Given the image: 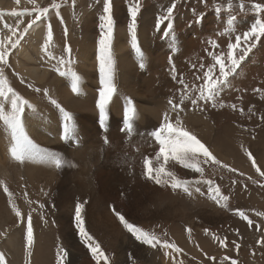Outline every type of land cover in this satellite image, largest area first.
I'll list each match as a JSON object with an SVG mask.
<instances>
[{
	"label": "rangeland",
	"instance_id": "rangeland-1",
	"mask_svg": "<svg viewBox=\"0 0 264 264\" xmlns=\"http://www.w3.org/2000/svg\"><path fill=\"white\" fill-rule=\"evenodd\" d=\"M27 1L30 2L29 9H18L16 12L32 16L31 20H33L37 15L34 9L49 8L48 14L41 17V20L48 19L52 26L53 38H55L49 47V53L59 58L61 55H65L63 49L65 45H68L72 50L70 58L73 63L67 66L60 65V70L57 71V60L46 58L41 64L44 69L40 82L36 81L38 82L36 85L41 91H16L35 106V111L26 108L24 117H22L23 131L34 145L31 152L35 151L37 153L34 155H37L42 151L41 156L35 159L34 168L29 172L30 184L38 192L35 203L30 202L25 196L24 183L15 165L17 159L11 155L12 133L10 129L0 132V222L2 218H5L4 222L7 224L6 215H10L9 223H16L14 227L20 229L25 220L28 224L27 218L31 215L29 212H25V208L30 209L32 204H36L39 208L43 205L39 222L35 225L34 219L31 221L33 237L30 246L22 247V239L27 237L25 230L20 232L14 245L11 241H7V238H10L9 231L8 235L4 234L3 236L6 241L0 238V253L4 254L6 264H96L90 250L81 242L76 226L61 219L64 210L59 208L56 203L59 191H55L56 186H53V180L57 175V179L60 178L58 184H61L65 181V176L69 175L79 197H84L87 194L94 197L107 191L113 193L112 188L108 190L111 186L117 188L116 192H118L136 171L133 164L134 159H139L143 154L149 153L153 144H156L158 150L160 149L158 141L150 133L165 122V114L173 125H176L179 120V126L196 136L221 164L216 165L211 162L204 164V157L199 156V166L204 170L203 176H201L200 173L184 168L171 158L167 162L162 159L166 165V171H172L179 179L187 181L189 189L192 188L190 187L192 185L193 188L199 189L191 198L193 199L191 209L199 212L198 220L190 218L192 210L178 204L173 206L176 209L171 210L170 215L150 221L144 220L138 226L145 231L155 232L161 241L167 240L169 243L175 244L177 248L181 249L180 252L161 245H157L156 248L143 245L136 241L125 228L123 229V225L117 217L111 223L113 213L109 210L114 208L111 209V206L122 203L121 200L115 198L117 197L116 192L110 195L115 197L104 195L103 199H95L94 208L97 205L101 207L97 206L95 211L93 208L94 215L85 216L84 221L89 233L101 245V249L109 258L108 264H159L163 258L168 261L165 264L174 263L173 261L169 262L172 260L169 253H176L177 255L173 258L180 259V264H232L233 261L236 264H264V216L257 215V213H264V175L256 171V167H259L261 172H264V37H261L256 47L242 62L237 73L229 77V86L221 91L216 107L210 103L205 105L200 102V107L194 108L190 100H185L181 105L183 109L181 111L179 108L174 109L169 104V100L179 103L182 93L192 96L198 94L192 89L198 88L203 83V80L197 79V77H202L208 67L215 63L213 56H226L227 45L235 42L236 35L247 31L255 19H264V14L251 11L253 3L264 4V0H243L245 4L243 11L240 8L241 0H139L141 10L137 16L136 42L143 54V67H140L141 56L132 47V38L127 27L130 22L128 7L133 0H113V82L117 91L106 106V118L103 124L100 120V110L97 107L102 85L101 81L97 82L95 79L100 73L98 41L102 33L103 0H75L74 5L73 0H44L41 5L34 0ZM53 3L60 5L59 17L56 15V9L52 8ZM172 3L176 5L172 20L175 41L163 36L167 22L165 25H161L160 31H157L154 26L157 17ZM229 5H231L230 8ZM217 7L220 8L219 13L216 12ZM0 13H3L1 9ZM61 17L63 23H61ZM232 17H235L231 23L232 31L226 32ZM0 20H2V24L8 25L5 12L0 15ZM29 22L26 24L28 25ZM147 27H149L148 40L143 43L142 31H147ZM65 28H67V36L64 34ZM28 34L25 35L21 43L27 39ZM181 37L184 40V49L179 47ZM169 40L174 44L168 45ZM210 41L214 43H210ZM196 42L198 43L195 44ZM115 46L120 47L117 55L114 52ZM13 51L16 50L13 49ZM9 56L11 57V54ZM10 57H8L9 65L5 68V74L11 73V78L23 81L24 79L22 80L19 75L20 72L14 67L16 61L11 63ZM65 59H68L66 55ZM120 66L127 71V78L123 81L118 75ZM69 69L75 71L79 76L77 92H73L71 89V75L60 74L68 72ZM214 73L219 75L218 65L214 69ZM181 79L184 84L188 85L187 90L180 83ZM26 82L34 83L27 79ZM126 87L131 90L128 91ZM44 89H47L49 96L54 98L73 117L71 123L74 131L67 138L64 133V114L50 103L48 97L44 95ZM80 92L84 93L83 99L80 98ZM91 99L95 100L93 109L81 107L80 101L88 102ZM129 100L137 112L132 121L133 132L131 131V134L126 133L124 129V111H122L123 107L128 106ZM76 101L79 105L75 103ZM220 104H223V107ZM232 105H235V108ZM147 107L155 109L153 112L150 110V114H146V118H148L146 122H141L142 115L139 110H146ZM6 109H10V106L6 105ZM25 114L37 116L38 121L47 126L50 125L51 134L56 139L55 142L59 143L58 145L69 142V146L56 153L49 146L32 138L24 125ZM115 125H118L117 131L120 133L115 131ZM89 135L90 138H88ZM105 137H107L108 143L104 142ZM130 138H133L134 142L136 140V144ZM86 141L91 142L92 151L85 145ZM124 141H128L129 145ZM124 143L127 146H124ZM112 147L114 150L111 149ZM140 148L141 150H139ZM84 150L85 152H82ZM139 151L144 153L140 155ZM88 152L92 153L89 156L91 162L85 161L82 156ZM248 152L252 153L256 167H253L252 161L248 158ZM56 157L74 165L71 167L65 165L61 168L63 171L72 169L69 174L63 175L61 169L55 166L53 158ZM114 159H118L117 162ZM44 163L45 165H43ZM90 163L92 164L90 165ZM111 165L115 167L113 168ZM223 165L228 167L225 168ZM89 166H96L100 173L105 174V179H107L105 185H99L96 177L88 175ZM236 166H241L243 170ZM52 167L57 169L56 173L49 170ZM229 169H236V171L233 172ZM166 185L167 187L155 200V206L160 209L173 203L176 204L177 200L180 201L184 196L180 192L186 194L180 188L173 189L170 184ZM5 187L8 192L4 191ZM216 187L220 189L221 195L229 197L226 202L227 206H224L223 200L217 203L212 199L213 190ZM8 193H11V196ZM82 193L85 194L82 195ZM73 197H75V193H73ZM11 199H14L15 205L11 204ZM87 202L89 205L90 199ZM104 202L108 203L107 207L102 206ZM60 206L69 208L67 204ZM16 210L21 212L20 217L16 216ZM240 211H243L253 221L251 226H249L248 220L242 219L238 214ZM72 212L75 214V211ZM180 215L185 217H180ZM134 218L126 219L136 221L135 223L138 224L137 217ZM194 222L195 224L197 222L200 231L192 228ZM105 223H111L109 224L110 228L115 226L125 232H118L114 237L103 227ZM95 224V227L91 226ZM205 229L208 230L207 233ZM179 233L188 237L192 242V251L183 252L184 250L179 247ZM120 234L127 235L120 239L118 237ZM220 240H224V244H221ZM60 249L66 250L68 253L66 258L58 256ZM165 252L168 253L167 256ZM129 254L132 259H129ZM100 264H104V261L101 260Z\"/></svg>",
	"mask_w": 264,
	"mask_h": 264
},
{
	"label": "snow or ice",
	"instance_id": "snow-or-ice-1",
	"mask_svg": "<svg viewBox=\"0 0 264 264\" xmlns=\"http://www.w3.org/2000/svg\"><path fill=\"white\" fill-rule=\"evenodd\" d=\"M19 3V0H17ZM75 0H73V5ZM60 5L53 3L52 8L56 9V15L59 17ZM231 5H229V8ZM176 8L175 3L170 4L166 8V10L157 17L155 28L157 31L161 30V25H165L166 30L163 31V36L166 38H171L175 41V35L173 30V13ZM240 8L243 11L245 8V4L243 0H241ZM141 10V4L139 0H133L128 7V14L130 17V22L128 23V31L131 34L132 38V47L133 49L141 56V64L140 67H143V54L140 51L139 46L136 42V27H137V16ZM37 12L35 19L31 20L26 27L23 28L19 34L15 28L5 24L4 27L8 28V30L12 33V36H15L16 39L13 40L12 36L7 37V39H0V121H2L6 127H8L12 133V147H11V155L20 160L21 162L26 158L27 154L34 147L32 141L28 139L23 131V120L22 117L25 113V109H31L35 111V106L32 105L29 101L20 96L9 84L6 76H5V68L9 65V54L13 49H16L18 45H20L21 41L24 39L25 35L29 33L30 29L34 25L37 24L38 21L41 20L42 16H46L49 12V8L42 9H34ZM251 11L264 14V4L262 3H253L251 6ZM27 12V9H25ZM103 12L104 15L101 17L103 20V24L101 25L102 33L100 39L98 41L100 55L99 59V70L101 73V85L99 91V101L97 107L100 110V120L103 124L106 118V106L111 100L113 94L117 91L116 85L113 82V73H114V60L112 54V40L114 35V20H113V0H103ZM195 13V10H193ZM216 12H220V8H216ZM3 15V13H0ZM11 15L19 16L23 15V13H18L13 11ZM235 20V17H232L229 20V28L226 29V32H231V23ZM61 23H63L61 17ZM19 25H17V28ZM64 34L67 36V28L64 29ZM224 34V33H221ZM261 37H264V19H255L254 22L250 25L247 31H243L240 35H236L234 43H229L227 45V54L224 55H214L213 58L215 63L208 67L207 71L203 73L202 77H197V79H202L203 83L198 87L192 89V91L198 93L195 96L190 94L185 95L181 94L179 98V103H173L172 100H169V104L172 105L174 109L179 108L181 111V105L185 100H190L191 105L194 108L200 107V102L206 104H211L213 107L217 106V102L219 100V96L221 91L224 88L229 86V77L233 76L237 73V70L241 67V64L245 59L249 56V53L252 52L253 48L256 47L257 43L260 41ZM53 41V31L52 26L49 23L47 30V37L44 40L43 51L45 54L49 56V59L57 60V71H59V66L64 65L67 66L73 61L71 60V47L65 45L63 52L68 57L65 59V55H61L59 58L51 55L49 53V47ZM210 43H214L211 42ZM243 45V46H242ZM219 66V75H215L214 69L216 66ZM203 68V65H201ZM61 75H71V89L73 92L78 91L79 85V76L75 71L69 69L68 72H61ZM181 84L184 85V89H188V85L184 84V81L181 79ZM36 91H41L40 89H36ZM44 95L48 97L50 103L56 106L63 114L65 120L64 133L65 138H67L70 134L73 133L74 129L72 127L73 117L70 113L65 111L63 107L51 96H49L48 90L44 89ZM259 91V90H257ZM6 103L10 104V109H6ZM223 107V104H220ZM235 108V105H232ZM242 111V110H241ZM135 107L132 104L131 100L128 101V106L124 110L123 124L126 133L131 134L133 129L132 121L135 118ZM164 123L160 124L158 128L150 133L152 137L158 141L160 145L159 152L156 154V158L159 159L161 156L164 161L167 162L170 158L178 162L184 168L192 169L194 172H198L203 176V168L199 166V156H203V163H213L216 165L221 164V162L216 159L215 156L209 151V149L199 140L187 131L185 128L179 126L180 121L177 120V124L173 125V123L169 120L167 114L164 116ZM105 143H108L107 137H105ZM248 158L252 161L253 167H256V161L252 156L251 152L247 153ZM53 162L55 166L59 169L63 166H74L70 162L64 161L62 158L56 157L53 158ZM151 161L149 159L145 160L146 167V177L148 179L154 180V182L158 185L161 184H170L173 189L182 188L184 192L188 195H191V191L189 190V185L187 181L179 179L176 174L172 171H166L164 166L161 165L159 168H153L150 166ZM223 167L227 168V165H223ZM230 171L235 172L236 169H229ZM256 171L261 175H264V172H261L259 167H256ZM211 183V182H209ZM5 192H8V189L4 188ZM199 191V189H196ZM214 194L212 196L213 200H216L217 203L220 200L225 202L224 206H227L226 202L229 197L221 195L220 189L218 187L214 188ZM11 196V193H8ZM11 202V201H10ZM43 207V205H41ZM82 203H77L75 208V226L80 235L81 242L90 250L93 259L96 261V264H100V261L103 260L104 264H108L109 258L105 255L103 250L101 249V245L94 239V237L89 233L85 226V221L82 217ZM120 223L123 227L135 238L136 241L140 242L143 245L151 246L152 248H156L157 245H161L162 247L174 249L176 252H180L181 249L177 248L175 244L169 243L167 240L161 241L160 237L156 235L155 232L145 231L142 228L136 226L134 223L129 222L124 215H122L115 208L112 209ZM16 216L20 217L21 212L16 210ZM242 219L248 220L249 226L252 225L253 221L248 218V216L240 211L238 213ZM259 216H264V213H257ZM28 227H27V245L26 247L32 244L33 237V229H32V218L31 215L27 218ZM190 231V230H189ZM207 229L205 232L207 233ZM221 244H224V240H220ZM68 253L64 249H60L58 252V256L66 258ZM167 256L168 253L165 252ZM129 259H132L131 254H129ZM0 264H6L5 257L3 253H0ZM232 264H236L235 261Z\"/></svg>",
	"mask_w": 264,
	"mask_h": 264
},
{
	"label": "bare ground",
	"instance_id": "bare-ground-1",
	"mask_svg": "<svg viewBox=\"0 0 264 264\" xmlns=\"http://www.w3.org/2000/svg\"><path fill=\"white\" fill-rule=\"evenodd\" d=\"M35 2H37L39 5H41L44 0H34ZM30 7V2L27 0H19V3H17V0H0V9L1 11L4 13H6V18L8 19V25L15 28L17 31V34H19V32H21L23 30L24 27L27 26L26 22H28L29 20H31L33 17L32 16H28V15H21L18 17L11 15L12 11H17L18 9H23V8H28ZM29 9V8H28ZM51 15H53V13H51ZM52 17V16H50ZM3 20V19H2ZM2 20H0V39H7V37L12 36V33L8 30V28H5L4 25L6 24H2ZM17 25H19V27L17 28ZM48 25H49V21L47 18L42 19L40 22H38L36 25H34L32 27V29H30V32L28 34L27 39L21 43V45H19L15 50L16 51H11V63H14V60L16 61L14 63V67H16V69L18 70V72H20V74H22L26 79H28L31 82H40V77H41V73L43 72L42 70L44 68L41 67V64L45 61L46 58H49V56L47 54H45V52L43 51V44H44V40L47 37V30H48ZM155 26V25H154ZM148 28L147 27V31L143 30V36H142V42L145 43L148 40ZM183 37H181V40L179 41L181 43V45L179 46L180 48H183V41L182 40ZM12 39L15 40L16 37L12 36ZM55 40V38H53V41ZM52 41V42H53ZM121 41V39H120ZM178 42V43H179ZM56 43V42H55ZM121 43H123V41H121ZM150 43V42H149ZM174 44V42H171L170 40L168 41V45ZM178 45V44H177ZM144 46V45H143ZM120 50L119 46H115L114 47V52L115 55H117V51ZM181 50V49H180ZM9 54V55H10ZM126 60V59H125ZM25 62V64H24ZM54 63V62H52ZM132 63V62H131ZM135 63V62H134ZM31 64H33L31 66ZM51 68V67H50ZM121 68V69H120ZM118 75H120V79L123 81L124 79L126 80L127 78V71L125 68H122L121 66L118 68ZM15 70V71H17ZM134 70V69H133ZM9 72V71H6ZM19 74V75H20ZM11 73H6L5 76H7L8 78L10 77ZM117 76V75H116ZM132 76V75H131ZM134 76V75H133ZM46 78V77H44ZM130 78V77H129ZM132 78V77H131ZM49 79V78H48ZM95 79L98 81H101V73H99ZM134 79V78H133ZM46 81V80H45ZM130 81V79H129ZM125 82V81H124ZM123 82V83H124ZM133 84V83H132ZM11 86V85H10ZM98 86V85H97ZM53 88V87H51ZM50 88V89H51ZM128 89V87H126ZM131 90V89H130ZM128 89V91H130ZM133 91V90H132ZM93 92V91H92ZM94 93V92H93ZM133 93V92H132ZM136 93V92H135ZM141 94V93H139ZM143 94V93H142ZM94 95V94H93ZM144 95V94H143ZM132 96V95H131ZM145 96V95H144ZM84 93L80 92V98H84ZM95 98V97H94ZM81 102V107L88 108V109H93L94 108V99H91L88 102ZM75 103H78V101H76ZM67 104V103H66ZM73 104V103H72ZM9 105L10 104H7ZM38 105V104H37ZM66 106V105H64ZM155 106V105H154ZM8 107V106H7ZM126 107H123L122 111L125 110ZM146 108V107H143ZM148 109L146 110H139V113L142 115V119L141 122H146V120L148 118H146V114L149 113V111L151 110V112L154 111V109H151L153 107H147ZM137 113V112H136ZM150 114V113H149ZM26 115V114H25ZM82 115V114H81ZM93 115V114H92ZM86 116V115H85ZM95 116V115H94ZM137 116V115H136ZM24 117V116H23ZM37 116H30V115H26L25 120H24V125L26 127V129L29 131V134L32 138H35L37 141L42 142L45 146H49L54 152L58 153L62 150V148L69 146V142H64L63 145H58L59 143H56V139L53 137V135L51 134V127L50 125H46L40 121L37 120L36 118ZM112 119V118H111ZM118 119V118H117ZM77 120V119H76ZM122 120V119H121ZM83 121V120H82ZM88 121V120H87ZM95 121V120H94ZM109 123V122H108ZM133 124V123H132ZM109 125V124H108ZM112 125V124H111ZM106 126V125H105ZM121 126V125H120ZM137 127V126H136ZM4 128H6L5 124L0 121V132H5V131H9L7 128L6 130H4ZM80 128V127H79ZM114 128L116 129L115 131L118 130V125H115ZM120 128V127H119ZM112 131V130H111ZM142 131V130H141ZM133 132V131H132ZM117 133H120L117 131ZM1 134V133H0ZM96 134V133H95ZM112 134V133H111ZM125 134V133H124ZM109 135V134H108ZM115 135V134H114ZM137 135V134H136ZM146 135V134H144ZM12 136V135H11ZM139 136V135H137ZM143 136V135H142ZM82 137V136H81ZM119 137V136H118ZM135 138V136H133ZM90 138V135L89 137ZM145 138V137H144ZM151 138V137H150ZM154 138V137H153ZM151 138V140L153 139ZM133 141V138H130ZM89 140V139H88ZM126 140V139H125ZM146 140V139H145ZM154 140V139H153ZM64 141V140H63ZM84 141V140H83ZM155 141V140H154ZM79 142V141H78ZM125 142V141H124ZM128 141H126L125 143H127ZM134 142V141H133ZM136 142V140H135ZM134 142V143H135ZM139 142V139H138ZM156 142V141H155ZM117 143V142H116ZM125 143L123 144L124 146ZM154 143V142H153ZM152 143V144H153ZM128 144V143H127ZM136 144V143H135ZM158 144V143H157ZM85 145L87 147H89L92 151V145L90 141H86ZM122 145V144H121ZM122 145V146H123ZM129 145V144H128ZM143 145V144H142ZM108 146H112V145H108ZM123 146V147H124ZM134 146V145H133ZM144 146V145H143ZM143 146H141L143 148ZM114 147V146H113ZM113 147L111 149H113ZM146 147V146H145ZM37 148V147H36ZM94 148V147H93ZM148 148V147H146ZM40 149V148H39ZM145 149V148H144ZM149 149V148H148ZM114 150V149H113ZM112 150V151H113ZM141 150V148L139 149ZM143 150V149H142ZM33 151V150H32ZM37 151V150H36ZM67 151V150H66ZM80 151V150H79ZM116 151V150H115ZM113 151V152H115ZM82 152H85L82 151ZM118 152V151H116ZM123 152V151H121ZM141 151H139L140 153ZM159 152L158 148H156V144H153L151 146V151L147 154H143L144 152L142 151V153H140V155H142L141 158L139 159H134V168H135V172L133 177H131L130 180H128V182L122 186V188H120L118 190V192H116V189L114 186H111L108 188V190H110L112 188L113 193H110V191H107L106 193H103L101 195H96V196H92L91 194H87L84 197H79L76 193L75 190V186L73 185L72 181H71V177L65 176V181L61 184H58L59 179H57V175L56 178L53 183V186H56L55 191H59V194L56 198V203L57 205H59V208H63L64 210V214L62 216V220H66L69 221L71 224H74L75 226V214H72V211H75L76 208V204L77 203H82L83 204V208H82V217L84 219L85 216H93L94 215V211L97 209V206L94 208L95 206V199L99 198V199H103V196L106 195L107 197H115V196H110L113 195L115 192V194H117L115 197L116 199L118 198V200H121L122 203H117L116 205L111 206V209L114 207L117 211H119L122 215L125 216V218H130V217H137L138 220V224H136L134 221H129L131 223H134L136 226L139 225V223L144 222V220H151V219H160L162 217H166L168 215L171 214V210L176 209V207L173 208L174 205H184L187 209L189 208L191 209V203L193 201V199H191L195 194H196V189L193 188L194 186H190L192 187L191 189H189L191 191V195H188L187 193H183L180 192L182 195L181 200H177L176 204H171L168 206H165L163 209H160L159 207H156V198L158 196H160V194L162 193L163 189L165 187H167L166 184H161L158 185L154 182V180L148 179L145 175L146 173V167H145V160L149 159L151 161V167L155 168H159L161 165L164 166L165 168V164L162 161L163 157L161 156L159 159L156 158V154ZM34 151L33 152H29L26 156V158L21 162L20 160L17 159V162H15V165L18 169V172L21 174L23 183H24V193L25 196L28 198V200L30 202L35 203L37 201V196H38V192L35 191V189L33 188V186L30 184V179H29V172H31V170L34 168V164H35V159H37L38 157L41 156L42 151L38 152ZM81 153V152H80ZM103 153V152H102ZM90 154H92L91 152L86 153L85 155H82L84 160L87 162H91V157ZM112 154V153H111ZM70 155V154H69ZM80 155V154H79ZM99 155V154H98ZM107 155V154H106ZM122 155V154H120ZM148 155V156H146ZM115 156V155H114ZM113 156V157H114ZM69 157V156H68ZM78 157V156H77ZM102 157V156H101ZM118 157V156H116ZM115 158V157H114ZM103 159V158H101ZM113 159V158H112ZM42 160V159H41ZM72 160V159H71ZM70 160V161H71ZM104 160V159H103ZM107 160V159H106ZM116 160V159H114ZM118 160V159H117ZM116 160V162H117ZM128 160V159H127ZM125 161V160H124ZM84 162V161H83ZM108 162V161H107ZM105 163V162H104ZM120 163V162H119ZM126 163V162H125ZM131 163V162H130ZM37 164V163H36ZM92 163H90L91 165ZM102 164V163H101ZM113 164V162H112ZM118 164V163H117ZM129 164V162H128ZM45 165V163L43 164ZM51 165V164H50ZM100 165V164H99ZM127 165V164H126ZM118 166V165H117ZM116 166V167H117ZM128 166V165H127ZM111 167H113V165H111ZM109 167V168H111ZM115 167V166H114ZM113 167V168H114ZM238 169L243 170V168L241 166H236ZM45 168H47L45 166ZM87 168V167H86ZM107 168V167H106ZM129 168V167H128ZM61 169V168H60ZM108 169V168H107ZM126 169V168H125ZM123 169V170H125ZM189 169V168H188ZM49 170H52L53 172H57L56 168H51ZM89 173L91 177H96L98 180L99 185H105V183L107 182V179H105V174L100 173V171L98 170V168L96 166H89ZM87 170V172H88ZM113 170V169H112ZM111 170V171H112ZM132 170V169H131ZM130 170V171H131ZM192 170V169H191ZM63 175L69 174L72 169L63 171L61 169ZM110 171V169H109ZM127 171V170H126ZM120 172V171H119ZM132 172V171H131ZM109 173V172H108ZM122 173V172H121ZM124 173V172H123ZM107 174V173H106ZM110 174V173H109ZM83 175V174H82ZM87 175V174H86ZM122 175V174H121ZM127 175V174H126ZM88 176V177H90ZM87 177V178H88ZM86 178V176H85ZM124 178V177H123ZM113 179V178H112ZM126 179V178H125ZM94 180V179H93ZM87 181V179H86ZM91 181V179H90ZM111 181V180H110ZM115 181V180H114ZM113 181V182H114ZM122 181V180H121ZM92 182V181H91ZM94 182V181H93ZM120 182V181H119ZM111 183V182H110ZM84 184V183H83ZM82 184V185H83ZM90 184V183H89ZM96 184V183H95ZM85 185V184H84ZM103 187V186H102ZM90 188V186H89ZM181 191H183L182 188H180ZM81 190V189H80ZM90 190V189H89ZM95 190V189H92ZM100 191V190H99ZM178 192V191H177ZM73 193H75V197H73ZM94 193V192H93ZM96 193V192H95ZM176 193V192H175ZM51 194V193H50ZM85 193H82V195ZM56 197V195H55ZM106 197V198H107ZM104 198V199H106ZM90 199V203L88 205V200ZM115 200V199H113ZM11 204L15 205V201L14 199H11ZM117 202V200H116ZM174 202V201H173ZM9 203V202H8ZM63 204H67V206H69V208L60 206ZM73 204V206H72ZM108 203L104 202V205L102 204L103 207H107ZM158 206V205H157ZM101 207V206H98ZM102 207V208H103ZM43 207H38L36 204H32L29 208H25V212H29L31 214V218L34 219L35 221V225L37 222H39V217L42 215L41 210ZM94 208V211H92V209ZM70 210L68 212V210ZM180 210V209H179ZM9 211V210H8ZM106 211H108V209H106ZM112 211L113 216L111 215V223L113 221L114 218H116V215L114 214L113 210H109ZM175 213V211H173ZM215 212V211H214ZM110 213V212H109ZM129 216V217H128ZM198 216H199V212L198 211H193L191 213V217L192 219H196V221L198 220ZM7 217V224L4 222L5 218L1 219L0 222V238L4 241H6V239L3 238L4 234L8 235V231L10 233V238H7V241H11L12 245H14V243L17 241V238L20 236V232L21 231H27V227L28 224L26 223V220L22 223L21 228H15L14 224H10L8 221V217H10V215H6ZM180 217H185L184 215H180ZM142 218V219H141ZM136 219V218H134ZM20 220V219H19ZM110 220V219H109ZM117 221V219H116ZM119 221V220H118ZM109 223V224H111ZM115 223V221H114ZM118 223V222H117ZM108 223H105L103 225V227H105V230L109 233H112L114 235V237L116 236V234L118 232H122L124 233L125 231L121 228H110ZM120 224V223H119ZM118 224V225H119ZM121 225V224H120ZM192 228L194 227L197 231H200L201 229H199V227H197V222L195 224V222L192 224ZM62 226V225H61ZM86 226V224H85ZM92 227H95V225H91ZM64 227V225H63ZM139 227V226H138ZM99 228V227H98ZM33 229V227H32ZM194 232V231H193ZM127 234H120L118 235V237L122 236H126ZM178 238L180 239V244L179 247L182 248V250L185 251H192L193 247H192V242L188 239V237H186L185 235H181V233L178 234ZM190 238V237H189ZM6 244V242H5ZM27 245V239H22V247ZM25 249V248H24ZM11 251V250H10ZM176 253H169V256L172 258L171 261L169 262H174V263H170V264H180L181 260L180 259H175L173 258L174 256H176ZM185 261V260H184ZM165 262H168L166 259H162V262H160L159 264H165ZM178 262V263H176ZM183 263V262H182Z\"/></svg>",
	"mask_w": 264,
	"mask_h": 264
},
{
	"label": "crops",
	"instance_id": "crops-1",
	"mask_svg": "<svg viewBox=\"0 0 264 264\" xmlns=\"http://www.w3.org/2000/svg\"><path fill=\"white\" fill-rule=\"evenodd\" d=\"M31 21V20H29ZM193 33V32H192ZM200 42V41H199ZM198 42H196L195 44H197ZM20 76L22 77V80L21 81L20 79L18 78H11V77H7V80L9 82V84L11 85V87L15 90V91H23V90H36L38 89L39 87L36 85L38 82H34V83H30V82H26V78L20 74ZM28 80V79H27Z\"/></svg>",
	"mask_w": 264,
	"mask_h": 264
}]
</instances>
